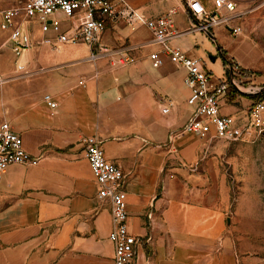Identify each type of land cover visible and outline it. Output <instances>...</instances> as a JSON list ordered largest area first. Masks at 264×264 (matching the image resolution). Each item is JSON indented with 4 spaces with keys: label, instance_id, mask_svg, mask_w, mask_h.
Instances as JSON below:
<instances>
[{
    "label": "crops",
    "instance_id": "0c3cea01",
    "mask_svg": "<svg viewBox=\"0 0 264 264\" xmlns=\"http://www.w3.org/2000/svg\"><path fill=\"white\" fill-rule=\"evenodd\" d=\"M200 1L213 8L212 0ZM234 1L244 6L252 0ZM128 2L144 18L174 7L177 34L168 43L201 57L216 71L211 82L230 77L229 61L252 68L256 56L244 39L222 24L208 32L194 29L181 0ZM39 37L35 29L36 44L19 59L29 75L0 86V122L8 121L24 148L39 156L36 165H9L0 181V264H113L109 202L96 196L80 142L85 134L99 136L106 158L125 173L128 229L143 241L135 264H232L228 189L196 140L209 139L191 133L167 138L190 113L184 69L167 56L151 65L149 53L163 48L141 22L131 28L123 20L108 21L95 58L85 44L50 48L38 44ZM3 48L14 65L11 50ZM123 57L133 61L112 63ZM44 93L56 101L53 111ZM248 103L229 92L220 111L243 116ZM204 154L198 163L196 156Z\"/></svg>",
    "mask_w": 264,
    "mask_h": 264
},
{
    "label": "built area",
    "instance_id": "2783aa9c",
    "mask_svg": "<svg viewBox=\"0 0 264 264\" xmlns=\"http://www.w3.org/2000/svg\"><path fill=\"white\" fill-rule=\"evenodd\" d=\"M193 18V28L208 32L212 27L222 24L228 26L236 35L241 26L231 22L236 13L234 0H212L213 8L208 9L200 0H181ZM226 12L228 14H223ZM174 7L165 13L144 18L128 0H23L20 4L0 7V49L8 47L14 57V67L21 75L28 70L19 59L26 49L36 41L32 38L35 29L40 37L37 43L57 48L62 44H85L90 48L89 58H95L103 45L99 43L106 23L125 21L131 28L138 22L151 32L153 41L163 48L149 53L153 67L163 63V56L179 64L185 71L183 83L188 89L186 103L190 113L181 127L168 134V141L186 133L200 138L234 140L248 132V127L259 131L264 129V99L254 100L247 109V122L241 124L230 115L220 111L221 100L231 90L242 91L234 78H218L210 81L211 72L201 57L189 55L178 45H170L168 40L177 34L173 24ZM133 61L123 57L113 64ZM235 67L231 66V75ZM82 84L83 81L79 80ZM48 108L53 111L56 101L49 93L42 96ZM166 113L168 106L161 107ZM102 139L96 134H85L80 138L83 155L86 158L97 185L96 196L109 202L111 227L108 239L113 247V264H135L142 237L131 233L127 225V193L125 173L113 161L108 160L102 148ZM39 156L32 155L23 146L22 137L13 130L6 120L0 122V181L7 167L12 164L36 165Z\"/></svg>",
    "mask_w": 264,
    "mask_h": 264
},
{
    "label": "rangeland",
    "instance_id": "374dc122",
    "mask_svg": "<svg viewBox=\"0 0 264 264\" xmlns=\"http://www.w3.org/2000/svg\"><path fill=\"white\" fill-rule=\"evenodd\" d=\"M22 1L0 0V7L20 4ZM235 12L230 15L233 18L231 22L241 26L235 36L244 39L252 55L256 56L250 70H244L239 62L222 59L223 64L229 61L230 66L235 67V74L229 75V78L232 76L242 89L231 90L230 93L249 99L244 115L234 116L243 125L247 122L249 105L254 100L264 99V0H252L247 5H238ZM223 53L221 51L222 56ZM119 61L115 63L116 66L124 64L122 60ZM225 72L228 73L227 70ZM211 73L216 75L214 69H211ZM27 75H21L15 69L7 48L0 49V86L19 81ZM161 116L165 117L163 114ZM196 140L207 151L211 160L209 165L215 167L216 180L223 182L228 189L229 206L225 214V227L230 234L232 264H264V129L259 131L248 127V132L243 136L228 141ZM206 154L196 156L198 163L207 159ZM194 157L193 154L192 159ZM183 159L190 160L187 155ZM169 168L172 167H162V170L167 171Z\"/></svg>",
    "mask_w": 264,
    "mask_h": 264
}]
</instances>
